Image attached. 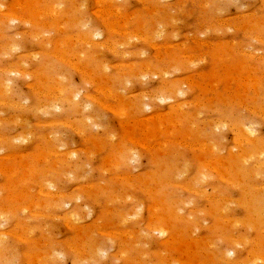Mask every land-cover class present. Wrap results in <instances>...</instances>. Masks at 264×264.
<instances>
[{
  "label": "rangeland",
  "instance_id": "1",
  "mask_svg": "<svg viewBox=\"0 0 264 264\" xmlns=\"http://www.w3.org/2000/svg\"><path fill=\"white\" fill-rule=\"evenodd\" d=\"M0 238V264H264V0H0Z\"/></svg>",
  "mask_w": 264,
  "mask_h": 264
},
{
  "label": "bare ground",
  "instance_id": "2",
  "mask_svg": "<svg viewBox=\"0 0 264 264\" xmlns=\"http://www.w3.org/2000/svg\"><path fill=\"white\" fill-rule=\"evenodd\" d=\"M110 2H111V1H110ZM98 4H99V3H98ZM25 6H26V5H25ZM114 15H115V14H114ZM11 17H12V16H11ZM21 18H22V17H21ZM106 18H108V16H107ZM128 18H129V16H128ZM39 20H40V19H39ZM58 24H59V23H58ZM122 25H123V24H122ZM141 25H142V24H141ZM111 28H112V27H111ZM111 31H112V30H111ZM125 33H126V32H125ZM94 34H95V33H94ZM87 36H88V35H87ZM261 41H262V40H261ZM232 45H233V44H232ZM171 46H172V45H171ZM101 47H102V46H101ZM31 55H32V54H31ZM201 56H202V54H201ZM10 57H11V56H10ZM63 59H64V58H63ZM160 59H161V58H160ZM67 65H68V64H67ZM132 66H133V65H132ZM147 70H148V69H147ZM165 72H166V71H165ZM17 73H18V72H17ZM90 76H91V75H90ZM98 81H99V80H98ZM102 89H104V88H102ZM169 89H170V87H169ZM169 89H168V90H169ZM104 90H105V89H104ZM168 90H165L163 93L167 92ZM171 90H172V89H171ZM177 90H178V89H177ZM105 91H106V90H105ZM173 91H176V90H173ZM173 91H172V92H173ZM179 91H180V90H179ZM102 92L104 93V91H102ZM108 92H109V91H108ZM169 92H170V90H169ZM76 93H77V92H76ZM185 93H186V92H185ZM175 94H176V93H175ZM183 94H184V93H183ZM74 95H75V94H74ZM107 95H108V94H107ZM111 95H112V94H111ZM166 95H167V93H166ZM170 95H171V94H170ZM78 96H79V95H78ZM141 96H142V95H141ZM218 96H219V95H218ZM108 97H110V96H108ZM123 97H124V96H123ZM163 97L165 98L166 96L163 95ZM173 97H174V96H173ZM219 97H220V96H219ZM75 98H77L76 95H75ZM120 98H121V97H120ZM162 99H163V98H162ZM167 99H169V96H168V95H167ZM65 100H66V99H65ZM169 100H171V99H169ZM210 101H211V100H210ZM72 102H73V101H72ZM77 102H78V101H77ZM56 105H57V104H56ZM105 108H106V107H105ZM180 108H181V107H180ZM84 110H85V109H84ZM123 110H124V109H123ZM180 110H181V109H180ZM252 110H253V109H252ZM162 115H163V114H162ZM165 115H166V114H165ZM165 115H164V116H165ZM167 115H168V114H167ZM158 116H160V115H158ZM151 120H152V119H151ZM18 121H19V120H18ZM153 121H154V120H153ZM153 121H152V122H153ZM86 122H87V121H86ZM171 123H172V122H171ZM55 124H56V123H55ZM50 125H51V124H50ZM144 125H145V124H144ZM144 125H142V126H144ZM145 129H146V128H145ZM252 131H253V129H252ZM255 131H256V130H255ZM253 132H254V131H253ZM256 132H257V131H256ZM147 133H148V132H147ZM168 133L170 134V132H168ZM240 133H241V132H240ZM186 134H187V133H186ZM148 135H149V134H148ZM148 135H147V136H148ZM249 136H250V135H249ZM145 137H146V136H145ZM245 137H246V136H245ZM236 139H237V138H236ZM1 140H2V139H1ZM49 140H50V139H49ZM250 141H252V140L250 139ZM255 141H256V140H255ZM255 141H254V143H256ZM239 143H240V142H239ZM250 143H252V142H250ZM254 143H253V144H254ZM161 144H162V143H161ZM161 144H160V145H161ZM163 146H164V144H163ZM205 147H206V146H205ZM202 148H203V147H202ZM257 148H258V147H257ZM43 152H44V151H43ZM211 152H212V151H211ZM247 152H248V151H247ZM49 154H50V153H49ZM248 154H251V153L248 152ZM248 154H247V155H248ZM249 156H250V155H248V157H249ZM154 157H155V156H154ZM238 157H239V156H238ZM241 157L244 158V157H247V156H246V155L244 156V154H243ZM137 158H138V157H137ZM239 158H240V157H239ZM217 159H218V161H219V158H217ZM244 159H245V158H244ZM228 160H229V159H228ZM219 162H220V161H219ZM219 164H220V163H219ZM223 165H224V163H223ZM261 165H263V164H261ZM206 166H207V165H206ZM260 167H261V166H260ZM260 167H258V168H260ZM3 170H4V169H3ZM261 170H262V169H261ZM11 173H12V172H11ZM249 173H250V172H249ZM6 174H7V173H6ZM147 175H148V174H147ZM255 175H256V174H255ZM227 179H228V178H227ZM163 183H164V182H163ZM166 183L168 184V182H166ZM169 185H170V184H169ZM254 189H255V188H254ZM197 191H198V190H197ZM197 191H196V192H197ZM203 191H204V190H203ZM192 192H193V191H192ZM200 194H201V192H200ZM47 196H48V195H47ZM162 199H163V198H162ZM77 200H79V199L77 198ZM154 200H155V199H154ZM162 202H163V201H162ZM178 202H179V200H178ZM185 203H186V202H185ZM163 205H164V204H163ZM164 208H165V207H164ZM176 208H177V207H176ZM179 213H180V212H179ZM137 214H138V213H137ZM176 214H177V213H176ZM169 215H170V214H169ZM174 216L176 217V215H174ZM157 217H158V216H157ZM170 217H171V215H170ZM176 218H179L178 220H180L181 216L178 217V215H177ZM183 218H184V217H183ZM183 218H182V219H183ZM160 219H161V218H160ZM163 219H165V218H163ZM70 220H72V219H70ZM183 220H185V219H183ZM157 225H158V224H157ZM147 227H148V226H147ZM161 227H162V226H159L158 228H161ZM190 227H191V226H190ZM192 227H193V226H192ZM152 228H153V225H152ZM155 228H156V227H155ZM158 228H156L155 230H158ZM170 228H171V227H170ZM163 229H164V228H163ZM159 230H160V229H159ZM159 230H158V231H159ZM164 230H165V229H164ZM160 231H161V230H160ZM160 231H159V233H160ZM165 231H166V230H165ZM165 231H164V232H165ZM161 232H162V231H161ZM164 232H163V233H164ZM138 233H139V232H138ZM163 233H160V235H161V234H162V236L165 235V233H164V234H163ZM11 234H12V233H11ZM154 234H155V233H154ZM155 235H156V234H155ZM3 236H4V235H3ZM174 236H175V234H174ZM175 238H176V237H175ZM0 239H1V238H0ZM19 239H20V238H19ZM178 240H180V239L178 238ZM178 240H177V241H178ZM181 240H182V239H181ZM181 240H180V241H181ZM181 242H182V241H181ZM196 244H197V243H196ZM198 245H199V244H198ZM182 248H183V247H182ZM104 249H105V248H104ZM106 249H107V248H106ZM178 249H179V248H178ZM193 249H194V248H193ZM78 250H79V249H78ZM79 252H80V251H79ZM189 253H190V252H189ZM79 254H80V253H79ZM97 254H98V253H97ZM192 254H193V253H192ZM229 254H230V253H229ZM80 255H81V254H80ZM119 255H120V254H119ZM231 255H233V254H231ZM88 257H89V256H88ZM184 257H185V255H184ZM99 258H100V257H99ZM212 259H213V258H212ZM97 260H98V259H97ZM231 260H232V259H230V261H231ZM91 261H92V260H91ZM190 262H191V261H190ZM194 262H195V260H194ZM194 262H192V263H194ZM212 262H213V261H212ZM232 262H233V261H232ZM197 263H198V262H197ZM82 264H83V263H82ZM235 264H236V263H235Z\"/></svg>",
  "mask_w": 264,
  "mask_h": 264
}]
</instances>
